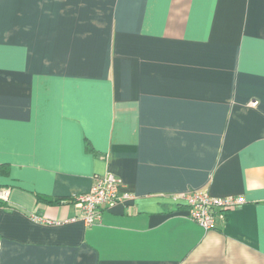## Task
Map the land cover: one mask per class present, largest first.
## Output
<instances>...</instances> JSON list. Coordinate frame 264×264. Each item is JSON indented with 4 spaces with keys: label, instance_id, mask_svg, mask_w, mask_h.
I'll return each mask as SVG.
<instances>
[{
    "label": "crops",
    "instance_id": "0c3cea01",
    "mask_svg": "<svg viewBox=\"0 0 264 264\" xmlns=\"http://www.w3.org/2000/svg\"><path fill=\"white\" fill-rule=\"evenodd\" d=\"M0 187V264H264V0H0Z\"/></svg>",
    "mask_w": 264,
    "mask_h": 264
},
{
    "label": "built area",
    "instance_id": "2783aa9c",
    "mask_svg": "<svg viewBox=\"0 0 264 264\" xmlns=\"http://www.w3.org/2000/svg\"><path fill=\"white\" fill-rule=\"evenodd\" d=\"M121 180L112 173L98 175L88 192L73 195L74 204L79 210L77 214L87 226H93L102 220L104 208H112L121 201L133 198L129 192L121 191ZM0 199L8 201L9 190L0 187ZM181 199L188 206L191 218L204 229L210 230L217 226V216L245 202L243 196L215 197L208 190L190 191ZM39 222L60 223L33 214ZM0 241V257H1Z\"/></svg>",
    "mask_w": 264,
    "mask_h": 264
},
{
    "label": "trees",
    "instance_id": "16d2710c",
    "mask_svg": "<svg viewBox=\"0 0 264 264\" xmlns=\"http://www.w3.org/2000/svg\"><path fill=\"white\" fill-rule=\"evenodd\" d=\"M43 199L49 203H66V202L74 201L73 197H71V198H66V197L46 198V197H43Z\"/></svg>",
    "mask_w": 264,
    "mask_h": 264
},
{
    "label": "rangeland",
    "instance_id": "374dc122",
    "mask_svg": "<svg viewBox=\"0 0 264 264\" xmlns=\"http://www.w3.org/2000/svg\"><path fill=\"white\" fill-rule=\"evenodd\" d=\"M231 196H233V195H231Z\"/></svg>",
    "mask_w": 264,
    "mask_h": 264
}]
</instances>
